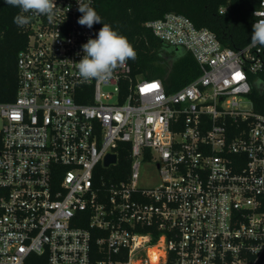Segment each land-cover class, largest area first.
Returning <instances> with one entry per match:
<instances>
[{"label": "built area", "instance_id": "1", "mask_svg": "<svg viewBox=\"0 0 264 264\" xmlns=\"http://www.w3.org/2000/svg\"><path fill=\"white\" fill-rule=\"evenodd\" d=\"M53 2L52 23L26 26L16 99L0 102V264H264L262 48L223 47L169 13L145 26L192 54L196 80L169 94L126 62L82 83V45L102 27L78 24L77 0ZM122 153L116 179L105 170ZM151 163L159 183L143 186Z\"/></svg>", "mask_w": 264, "mask_h": 264}, {"label": "trees", "instance_id": "2", "mask_svg": "<svg viewBox=\"0 0 264 264\" xmlns=\"http://www.w3.org/2000/svg\"><path fill=\"white\" fill-rule=\"evenodd\" d=\"M260 0H98L96 12L104 23L127 37L137 52L129 59L134 75L145 79H160L167 93L177 92L200 75L199 66L191 53L160 41L145 24L163 19L169 13L184 15L197 28L215 34L223 47L239 51L251 42L254 15ZM224 12L221 13V9ZM20 12L0 0V102H13L17 96V58L27 46L28 31L17 27L13 18ZM103 27V23H99ZM263 57H264V47ZM250 99L257 113L264 115V71L252 77ZM128 153L120 155L119 164L105 173L128 172ZM118 177V178H117ZM261 211L264 212V198Z\"/></svg>", "mask_w": 264, "mask_h": 264}, {"label": "clouds", "instance_id": "3", "mask_svg": "<svg viewBox=\"0 0 264 264\" xmlns=\"http://www.w3.org/2000/svg\"><path fill=\"white\" fill-rule=\"evenodd\" d=\"M78 11L82 16L78 24L87 26L89 29L96 23H103L96 38H90L82 45L83 57L76 63L78 76L82 83H90L93 79L107 81L113 72L126 62L137 58V52L127 37L120 34L113 27L104 23L102 17L89 3H80L77 0ZM9 6L18 7L20 12L13 18V23L19 28L28 26L33 17L46 16L49 23H52L57 8L53 0H5ZM30 13V15H26ZM255 15V14H254ZM250 48L264 47V19H259L253 24Z\"/></svg>", "mask_w": 264, "mask_h": 264}, {"label": "rangeland", "instance_id": "4", "mask_svg": "<svg viewBox=\"0 0 264 264\" xmlns=\"http://www.w3.org/2000/svg\"><path fill=\"white\" fill-rule=\"evenodd\" d=\"M159 183V174L154 163L146 164L141 169V184L153 186Z\"/></svg>", "mask_w": 264, "mask_h": 264}, {"label": "water", "instance_id": "5", "mask_svg": "<svg viewBox=\"0 0 264 264\" xmlns=\"http://www.w3.org/2000/svg\"><path fill=\"white\" fill-rule=\"evenodd\" d=\"M116 162V157L115 156H108L106 160V166L108 167L111 164H114Z\"/></svg>", "mask_w": 264, "mask_h": 264}, {"label": "snow or ice", "instance_id": "6", "mask_svg": "<svg viewBox=\"0 0 264 264\" xmlns=\"http://www.w3.org/2000/svg\"><path fill=\"white\" fill-rule=\"evenodd\" d=\"M151 87H156L155 85L151 86Z\"/></svg>", "mask_w": 264, "mask_h": 264}]
</instances>
